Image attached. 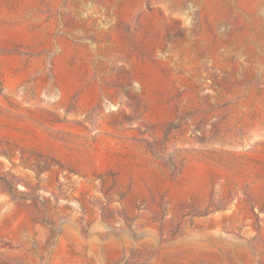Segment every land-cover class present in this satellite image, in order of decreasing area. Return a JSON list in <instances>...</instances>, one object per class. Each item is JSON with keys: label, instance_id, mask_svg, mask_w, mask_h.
Returning a JSON list of instances; mask_svg holds the SVG:
<instances>
[{"label": "rangeland", "instance_id": "1", "mask_svg": "<svg viewBox=\"0 0 264 264\" xmlns=\"http://www.w3.org/2000/svg\"><path fill=\"white\" fill-rule=\"evenodd\" d=\"M0 264H264V0H0Z\"/></svg>", "mask_w": 264, "mask_h": 264}]
</instances>
